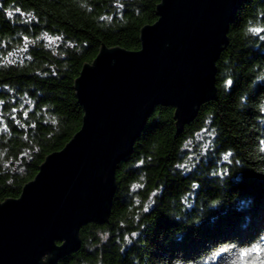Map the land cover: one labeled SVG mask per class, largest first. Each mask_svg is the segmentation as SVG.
<instances>
[{
	"label": "trees",
	"instance_id": "16d2710c",
	"mask_svg": "<svg viewBox=\"0 0 264 264\" xmlns=\"http://www.w3.org/2000/svg\"><path fill=\"white\" fill-rule=\"evenodd\" d=\"M159 1L0 0V201L78 129L70 82L96 40L136 49ZM227 38L215 100L174 132L172 106L154 107L116 166L107 221L83 225L55 264H264V0L240 2ZM203 127L210 144L185 166Z\"/></svg>",
	"mask_w": 264,
	"mask_h": 264
},
{
	"label": "water",
	"instance_id": "95a60500",
	"mask_svg": "<svg viewBox=\"0 0 264 264\" xmlns=\"http://www.w3.org/2000/svg\"><path fill=\"white\" fill-rule=\"evenodd\" d=\"M242 0H160L138 47L105 48L70 86L82 111L75 133L47 153L17 197L0 201V264H55L81 245L80 228L107 221L115 169L156 105H171L172 132L216 92V61Z\"/></svg>",
	"mask_w": 264,
	"mask_h": 264
},
{
	"label": "rangeland",
	"instance_id": "374dc122",
	"mask_svg": "<svg viewBox=\"0 0 264 264\" xmlns=\"http://www.w3.org/2000/svg\"><path fill=\"white\" fill-rule=\"evenodd\" d=\"M210 140V132L204 127L197 131L193 137L188 138L183 144V153L186 157H184L185 161L183 164L186 166L197 155L203 156L210 144Z\"/></svg>",
	"mask_w": 264,
	"mask_h": 264
},
{
	"label": "snow or ice",
	"instance_id": "6c2138e0",
	"mask_svg": "<svg viewBox=\"0 0 264 264\" xmlns=\"http://www.w3.org/2000/svg\"><path fill=\"white\" fill-rule=\"evenodd\" d=\"M229 84H231V81L228 82ZM258 251V250H257Z\"/></svg>",
	"mask_w": 264,
	"mask_h": 264
}]
</instances>
